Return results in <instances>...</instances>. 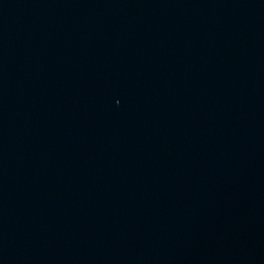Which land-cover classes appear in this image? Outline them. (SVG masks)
I'll list each match as a JSON object with an SVG mask.
<instances>
[{
	"label": "water",
	"instance_id": "1",
	"mask_svg": "<svg viewBox=\"0 0 264 264\" xmlns=\"http://www.w3.org/2000/svg\"><path fill=\"white\" fill-rule=\"evenodd\" d=\"M0 264H264V0H0Z\"/></svg>",
	"mask_w": 264,
	"mask_h": 264
}]
</instances>
